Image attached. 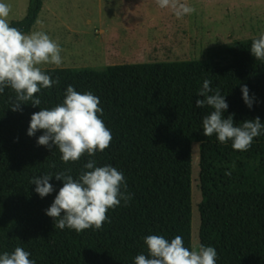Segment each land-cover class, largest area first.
Here are the masks:
<instances>
[{
	"label": "trees",
	"instance_id": "1",
	"mask_svg": "<svg viewBox=\"0 0 264 264\" xmlns=\"http://www.w3.org/2000/svg\"><path fill=\"white\" fill-rule=\"evenodd\" d=\"M44 1L28 0L25 16L11 26L29 34ZM253 39L214 50L205 63L44 70L59 84L42 88L36 94L41 104H21L22 111L11 110L15 93L6 88L0 94V255L19 246L36 264H134L137 255L147 254L144 238L153 234L169 240L182 236L191 250V148L196 143L199 244L216 249V264H264V131L248 150H234L230 140L220 143L216 134L203 135L202 119L213 109L195 103L203 99L197 93L208 79L213 92L218 88L225 96L224 118L234 113L236 126L255 117L264 123V61L251 54ZM68 85L99 97L112 141L104 152L65 164L58 148L37 144L43 130L31 137L27 130L34 112L63 102ZM242 85L249 88L251 109ZM89 159L121 171L132 198L109 209L110 222L99 230L58 229L46 209L63 181L53 176L54 191L44 198L30 182L68 169L78 179Z\"/></svg>",
	"mask_w": 264,
	"mask_h": 264
},
{
	"label": "clouds",
	"instance_id": "2",
	"mask_svg": "<svg viewBox=\"0 0 264 264\" xmlns=\"http://www.w3.org/2000/svg\"><path fill=\"white\" fill-rule=\"evenodd\" d=\"M161 9H170L179 19L190 15L196 9L182 0H155ZM11 6L0 0V94L6 88L15 93L10 108L13 112L22 111L21 104L31 103L33 107L41 104L36 96L42 88H51L59 84V78L53 80L46 74L42 66L53 64L59 67L62 63L63 49L43 31H33L25 34L19 28L10 24L8 17ZM256 60L264 61V33L253 39L250 48ZM211 81L205 79L197 96L196 107H211L213 111L202 119L203 135L216 134L220 143L232 141V148L238 151L248 150L255 137L264 131V123L259 117L245 120L236 126L233 116L227 118L223 113L228 109L225 96L217 88L214 92ZM242 98L251 109L253 99L249 96V88L242 85ZM213 93V94H209ZM103 109L100 99L91 91L80 93L72 85L66 88L65 98L61 104L51 109H41L34 112L30 118L27 130L28 136H34L43 130L37 144L51 149H59L61 160L68 164L81 159L84 154L92 157L97 151L104 152L110 147L112 133L101 119ZM55 168V163L49 165ZM71 169L59 171L54 175L46 173L34 177L35 192L44 198L54 191L49 183L53 176L63 181V186L56 194L53 203L46 209V215L53 218L55 227L63 230L65 227L82 232L86 229L99 230L104 223L110 222L109 209L125 205L131 200L127 193V182L124 174L111 165L96 166L94 159L84 164L78 179H74ZM226 175H230L226 173ZM122 189H124L122 191ZM147 254H139L134 258V264H216L217 251L212 246L194 245L191 250L185 247L182 236L171 240L163 235L153 234L144 238ZM30 257V252L22 247H16L13 252L0 255V264H36Z\"/></svg>",
	"mask_w": 264,
	"mask_h": 264
},
{
	"label": "rangeland",
	"instance_id": "3",
	"mask_svg": "<svg viewBox=\"0 0 264 264\" xmlns=\"http://www.w3.org/2000/svg\"><path fill=\"white\" fill-rule=\"evenodd\" d=\"M3 2L11 6L10 22L23 19L28 0ZM182 2L196 11L178 19L155 0H46L31 32L43 31L57 41L63 49V63L42 68L102 72L115 65L205 63L210 52L264 33V0ZM191 151L193 247L199 245L202 196L199 145L194 143Z\"/></svg>",
	"mask_w": 264,
	"mask_h": 264
}]
</instances>
